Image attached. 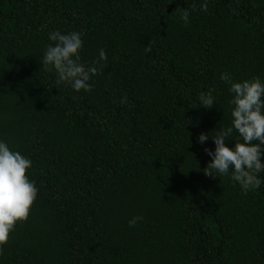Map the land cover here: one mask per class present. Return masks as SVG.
<instances>
[{
	"label": "trees",
	"instance_id": "16d2710c",
	"mask_svg": "<svg viewBox=\"0 0 264 264\" xmlns=\"http://www.w3.org/2000/svg\"><path fill=\"white\" fill-rule=\"evenodd\" d=\"M53 30L82 33L88 91L42 65ZM221 73L264 80V0H0V139L38 190L0 264H264V182L205 175L196 139L231 124Z\"/></svg>",
	"mask_w": 264,
	"mask_h": 264
},
{
	"label": "clouds",
	"instance_id": "9594fccd",
	"mask_svg": "<svg viewBox=\"0 0 264 264\" xmlns=\"http://www.w3.org/2000/svg\"><path fill=\"white\" fill-rule=\"evenodd\" d=\"M180 19L188 23L189 10L184 9ZM201 10H206V3L200 4ZM194 10V5H193ZM82 33L78 31L61 32L53 30L48 33V40L53 43L45 45L41 63L46 70H54L55 84H67L74 91H88L91 88L90 77L98 72L96 61L91 65L81 62L79 49L82 47ZM145 51L150 48L145 47ZM99 61L106 59L103 48L98 50ZM220 79L225 81L232 94L228 103L231 124L228 127L200 132L197 143L203 144L211 137L214 147H204L210 157L205 175L220 177L231 174L230 178L247 193L259 188L262 178L258 175L264 172V80L252 77L240 81L231 80L227 73H221ZM126 97L120 98L123 104ZM198 106L209 108L214 104L212 91H201L197 95ZM233 129L238 138L229 146L226 141ZM31 160L19 151L10 149L8 143L0 139V244L8 239L14 223L26 219L30 205L36 198L35 182L25 174L31 166ZM140 216H133L127 223L134 226Z\"/></svg>",
	"mask_w": 264,
	"mask_h": 264
}]
</instances>
